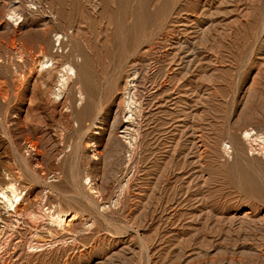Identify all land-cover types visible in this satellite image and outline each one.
<instances>
[{"label":"rangeland","instance_id":"rangeland-1","mask_svg":"<svg viewBox=\"0 0 264 264\" xmlns=\"http://www.w3.org/2000/svg\"><path fill=\"white\" fill-rule=\"evenodd\" d=\"M250 129L264 0H0V264H264Z\"/></svg>","mask_w":264,"mask_h":264},{"label":"bare ground","instance_id":"bare-ground-1","mask_svg":"<svg viewBox=\"0 0 264 264\" xmlns=\"http://www.w3.org/2000/svg\"><path fill=\"white\" fill-rule=\"evenodd\" d=\"M61 36V35H60ZM59 36V37H60ZM61 38V37H60ZM57 40H58V38H57ZM42 49V48H41ZM50 57V56H49ZM48 61V60H47ZM67 67V66H66ZM65 68V67H64ZM68 68V74L73 70V68L71 67V66H69V67H67ZM66 72V71H65ZM64 72V73H65ZM63 75V74H62ZM60 79V78H59ZM62 79V78H61ZM61 84V83H60ZM59 84V85H60ZM63 88V87H62ZM60 89V88H59ZM57 96V95H56ZM60 96V95H59ZM251 130V129H250ZM252 131L253 130H251V132L250 131H244L245 133V137H253L254 139H258V140H260L262 137H261V135H259V134H255L254 132V134L252 133ZM256 132V131H255ZM243 134V133H242ZM250 138V139H251ZM247 140H249V139H247ZM262 140L264 141V137L262 138ZM253 141H255V140H253ZM250 142H251V140H250ZM263 147V146H262ZM9 186V190L11 189L12 191H13V193H15L16 192V189H15V187H14V185L13 184H10V185H8ZM2 192H4V191H2ZM1 192V195H2V197H3V201L5 202V201H7V202H9L10 203V205H12V207L13 208H16L17 207V204L19 203V202H21V200H22V198H23V196L21 195V194H17V193H15L16 195H15V198L13 199V197L11 198L10 196H9V194H7L6 192H4V193H2ZM11 207V208H12Z\"/></svg>","mask_w":264,"mask_h":264}]
</instances>
